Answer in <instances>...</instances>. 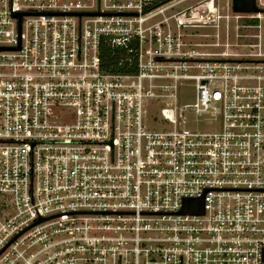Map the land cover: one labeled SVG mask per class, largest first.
I'll list each match as a JSON object with an SVG mask.
<instances>
[{"label": "built area", "instance_id": "obj_1", "mask_svg": "<svg viewBox=\"0 0 264 264\" xmlns=\"http://www.w3.org/2000/svg\"><path fill=\"white\" fill-rule=\"evenodd\" d=\"M173 1L0 0V264H264V12L179 50Z\"/></svg>", "mask_w": 264, "mask_h": 264}, {"label": "rangeland", "instance_id": "obj_2", "mask_svg": "<svg viewBox=\"0 0 264 264\" xmlns=\"http://www.w3.org/2000/svg\"><path fill=\"white\" fill-rule=\"evenodd\" d=\"M233 0H174L172 3L163 6L164 13L156 15L155 20H161L164 17H170V27L173 34L178 35L180 47L179 50H199L202 52H220L225 49H240V45L250 38L247 36L239 37L238 22L234 17L228 18V15H234L232 8ZM233 10V11H232ZM187 12L192 18L190 23L178 27L175 23L174 15ZM196 13V15H194ZM193 16V17H192ZM214 21L208 22L207 17ZM167 27V23H164ZM171 29V30H172ZM168 32V30H166ZM244 30H240V33ZM248 33V31H245ZM251 32H258L256 29ZM264 37V32H263ZM227 44H230L227 46ZM194 81L182 80L179 85L178 96L181 104L189 106L196 97ZM191 112L187 115V127L192 128Z\"/></svg>", "mask_w": 264, "mask_h": 264}, {"label": "water", "instance_id": "obj_3", "mask_svg": "<svg viewBox=\"0 0 264 264\" xmlns=\"http://www.w3.org/2000/svg\"><path fill=\"white\" fill-rule=\"evenodd\" d=\"M232 8L235 12H264L263 8L257 5V0H233ZM20 18L23 14H17ZM79 15H100L99 12L96 13H79ZM179 213H204V196L199 198H187L184 199L183 208ZM43 218L39 219L37 222L42 221Z\"/></svg>", "mask_w": 264, "mask_h": 264}, {"label": "trees", "instance_id": "obj_4", "mask_svg": "<svg viewBox=\"0 0 264 264\" xmlns=\"http://www.w3.org/2000/svg\"><path fill=\"white\" fill-rule=\"evenodd\" d=\"M171 0H156L155 4L153 6H149L146 9L152 8L158 4L167 3ZM102 50V56H103V65L107 68L112 67L116 62L119 61L120 58H123L125 56L124 52H119L118 50H124L121 48H114L110 46L109 44H102L101 46Z\"/></svg>", "mask_w": 264, "mask_h": 264}, {"label": "bare ground", "instance_id": "obj_5", "mask_svg": "<svg viewBox=\"0 0 264 264\" xmlns=\"http://www.w3.org/2000/svg\"><path fill=\"white\" fill-rule=\"evenodd\" d=\"M206 58H210V56H206Z\"/></svg>", "mask_w": 264, "mask_h": 264}]
</instances>
